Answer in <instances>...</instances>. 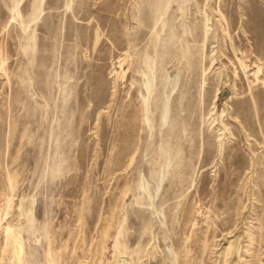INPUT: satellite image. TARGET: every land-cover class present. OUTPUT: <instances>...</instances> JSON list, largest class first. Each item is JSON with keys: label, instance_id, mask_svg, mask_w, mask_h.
Masks as SVG:
<instances>
[{"label": "rangeland", "instance_id": "rangeland-1", "mask_svg": "<svg viewBox=\"0 0 264 264\" xmlns=\"http://www.w3.org/2000/svg\"><path fill=\"white\" fill-rule=\"evenodd\" d=\"M0 264H264V0H0Z\"/></svg>", "mask_w": 264, "mask_h": 264}]
</instances>
